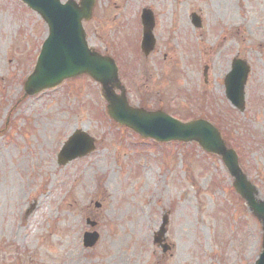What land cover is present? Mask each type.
<instances>
[{
  "label": "rangeland",
  "instance_id": "obj_1",
  "mask_svg": "<svg viewBox=\"0 0 264 264\" xmlns=\"http://www.w3.org/2000/svg\"><path fill=\"white\" fill-rule=\"evenodd\" d=\"M142 8L154 15L147 55ZM83 27L115 59L129 104L211 122L264 200V0H95ZM46 33L22 2L0 0V264H253L261 228L219 156L110 126L87 76L23 94ZM234 57L250 66L242 113L224 95ZM75 129L95 148L59 164ZM163 214L166 253L152 243Z\"/></svg>",
  "mask_w": 264,
  "mask_h": 264
},
{
  "label": "water",
  "instance_id": "obj_2",
  "mask_svg": "<svg viewBox=\"0 0 264 264\" xmlns=\"http://www.w3.org/2000/svg\"><path fill=\"white\" fill-rule=\"evenodd\" d=\"M36 11L45 21L48 33L44 39L33 71L24 83L25 94L32 95L42 89L59 84L63 79L79 74H87L102 85L103 95L108 101V113L118 123L131 128L143 137L158 141L179 140L195 141L205 151L219 155L229 174L233 177V187L245 200L249 211L261 224V250L254 264H264V200L258 199L254 186L241 171L235 152L225 146L218 130L203 119L180 122L160 111H145L133 108L126 102L124 89L120 87L117 67L114 61L87 46L82 20L91 16L94 0H81L76 3L67 0H21ZM143 42L142 48L147 54L153 46L151 28L152 14L142 11ZM193 22L198 18L192 14ZM248 66L240 59L232 61L231 70L224 78L225 94L229 102L239 111L244 109V85ZM120 90V94L114 92ZM93 139L84 131H75L62 147L58 162L83 156L93 149ZM167 216L162 218L154 241L160 244L166 231ZM97 239L96 233L85 234L84 244L91 246ZM166 251L169 246L161 244Z\"/></svg>",
  "mask_w": 264,
  "mask_h": 264
}]
</instances>
